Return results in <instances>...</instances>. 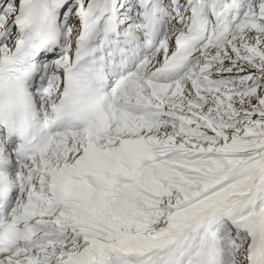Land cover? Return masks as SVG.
Returning <instances> with one entry per match:
<instances>
[{"label":"snow or ice","instance_id":"obj_1","mask_svg":"<svg viewBox=\"0 0 264 264\" xmlns=\"http://www.w3.org/2000/svg\"><path fill=\"white\" fill-rule=\"evenodd\" d=\"M0 264H264V0H0Z\"/></svg>","mask_w":264,"mask_h":264}]
</instances>
